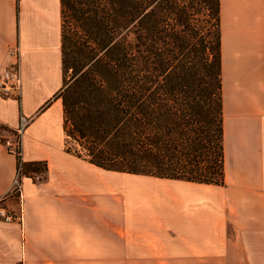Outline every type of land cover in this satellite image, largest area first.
<instances>
[{
  "label": "crops",
  "instance_id": "crops-1",
  "mask_svg": "<svg viewBox=\"0 0 264 264\" xmlns=\"http://www.w3.org/2000/svg\"><path fill=\"white\" fill-rule=\"evenodd\" d=\"M220 27L224 183L124 182L64 147L60 0H0V75L17 50L21 80L0 93V209L20 214L0 216V264H264V0H220ZM21 114L47 171L15 194L2 137Z\"/></svg>",
  "mask_w": 264,
  "mask_h": 264
},
{
  "label": "trees",
  "instance_id": "trees-1",
  "mask_svg": "<svg viewBox=\"0 0 264 264\" xmlns=\"http://www.w3.org/2000/svg\"><path fill=\"white\" fill-rule=\"evenodd\" d=\"M64 147L121 173L224 183L220 0H60ZM45 161L24 173L45 178Z\"/></svg>",
  "mask_w": 264,
  "mask_h": 264
},
{
  "label": "built area",
  "instance_id": "built-area-1",
  "mask_svg": "<svg viewBox=\"0 0 264 264\" xmlns=\"http://www.w3.org/2000/svg\"><path fill=\"white\" fill-rule=\"evenodd\" d=\"M13 54L16 55L14 64L4 70V72L0 75V93L7 98H19L21 93V80L18 69V51H14ZM27 123L28 118L21 114L18 126L11 130L6 136L2 137V144L5 150L16 158V171L11 182L10 191L18 194H20L22 179L26 176L24 173L25 161L22 156V149L24 131ZM30 176L36 181L41 180V176L37 173H31ZM0 216L5 221L20 219V214L18 212L7 211L5 209H0Z\"/></svg>",
  "mask_w": 264,
  "mask_h": 264
},
{
  "label": "rangeland",
  "instance_id": "rangeland-1",
  "mask_svg": "<svg viewBox=\"0 0 264 264\" xmlns=\"http://www.w3.org/2000/svg\"><path fill=\"white\" fill-rule=\"evenodd\" d=\"M15 98V97H14ZM110 171H112V170H110ZM116 172V171H115ZM119 173H121V172H119ZM134 175V176H133ZM137 174H128V173H121V175H118V176H121V178H122V180L125 182V181H127L128 179H131V178H136V177H138L139 175H137ZM140 176H145V175H140ZM151 177H153V176H151ZM12 193H14L13 191H12ZM15 194H18V193H15Z\"/></svg>",
  "mask_w": 264,
  "mask_h": 264
}]
</instances>
